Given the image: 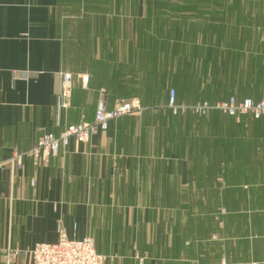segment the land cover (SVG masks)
<instances>
[{"label": "crops", "instance_id": "1", "mask_svg": "<svg viewBox=\"0 0 264 264\" xmlns=\"http://www.w3.org/2000/svg\"><path fill=\"white\" fill-rule=\"evenodd\" d=\"M147 3L0 0V160L28 152L45 134L92 122L102 104L113 109L136 97L137 54L112 52L107 41L123 38L135 47L137 23H113L114 34L99 14L141 13ZM92 13L98 18L89 19ZM64 73L74 77L72 103L58 124ZM155 101L167 107L169 94ZM183 123L124 116L48 162L26 158L20 170L2 167L0 264H30L21 256L9 263V250L61 237L91 238L108 256L105 264H264V187L244 193L211 165L215 151L201 155L171 140L179 129L169 126Z\"/></svg>", "mask_w": 264, "mask_h": 264}, {"label": "rangeland", "instance_id": "2", "mask_svg": "<svg viewBox=\"0 0 264 264\" xmlns=\"http://www.w3.org/2000/svg\"><path fill=\"white\" fill-rule=\"evenodd\" d=\"M147 1L141 13L99 14L105 31L114 34L113 23H137L135 47L123 38L107 41L112 52L137 54V75H142L136 97L119 100L115 106L138 101L142 111L125 116L184 119L183 124L169 126V130L179 129L171 140L179 145L182 140L185 149L201 155L204 149L215 151L211 165L218 173H226L234 186L241 184L244 193L264 187L263 115L257 119L256 115L232 116L219 110L230 98L264 101V0ZM97 15L87 14L91 20ZM87 42L86 48L93 51V40L88 37ZM172 92L176 108L169 101L167 107L155 104V98H164L166 93L170 98ZM143 100H153V108L143 107ZM203 106L205 110L199 108ZM196 159L202 164L208 160Z\"/></svg>", "mask_w": 264, "mask_h": 264}, {"label": "built area", "instance_id": "3", "mask_svg": "<svg viewBox=\"0 0 264 264\" xmlns=\"http://www.w3.org/2000/svg\"><path fill=\"white\" fill-rule=\"evenodd\" d=\"M73 81L72 75L67 73L61 75V90L57 96L56 106L58 124L62 114L71 107ZM83 82L86 84L87 78H83ZM174 95V92H172V96L169 98L171 108H176ZM199 108L205 110L206 106ZM219 108V110L232 116H242L247 113L256 115L257 119L261 115L264 117V101L257 103L250 99L237 101L235 98H230ZM140 111L142 109L138 101L121 103L113 109H108L102 104L97 108L92 122L67 126L59 135H43L37 145L28 152H15L10 160H0V169L4 166H11L16 170H20L23 168L26 158H32L35 162H48L51 158L66 154L72 141L87 144L99 132H106L111 122ZM19 256L29 261L30 264H105L108 261V256L97 253L94 241L91 238L69 240L61 237L55 244H37L32 250H9L7 254L8 262H15ZM222 264L225 263L222 262Z\"/></svg>", "mask_w": 264, "mask_h": 264}]
</instances>
